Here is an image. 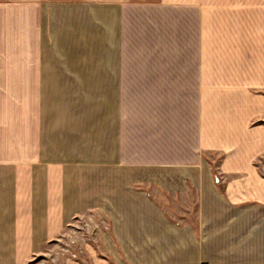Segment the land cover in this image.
<instances>
[{"label":"crops","instance_id":"crops-1","mask_svg":"<svg viewBox=\"0 0 264 264\" xmlns=\"http://www.w3.org/2000/svg\"><path fill=\"white\" fill-rule=\"evenodd\" d=\"M262 156L264 0H0V264H264Z\"/></svg>","mask_w":264,"mask_h":264},{"label":"rangeland","instance_id":"rangeland-1","mask_svg":"<svg viewBox=\"0 0 264 264\" xmlns=\"http://www.w3.org/2000/svg\"><path fill=\"white\" fill-rule=\"evenodd\" d=\"M110 224L111 219L101 208L77 212L29 264H91L93 258L104 257L100 236L111 232Z\"/></svg>","mask_w":264,"mask_h":264},{"label":"built area","instance_id":"built-area-1","mask_svg":"<svg viewBox=\"0 0 264 264\" xmlns=\"http://www.w3.org/2000/svg\"><path fill=\"white\" fill-rule=\"evenodd\" d=\"M255 168L258 172H260L259 176L262 177L264 179V156L260 157L259 159L255 160ZM105 229V232H107L108 230L106 228ZM201 264H207V263H201Z\"/></svg>","mask_w":264,"mask_h":264}]
</instances>
